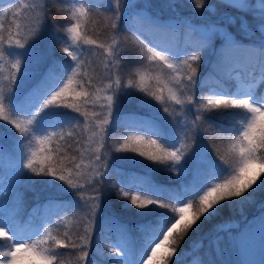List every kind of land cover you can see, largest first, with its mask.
<instances>
[{
  "label": "trees",
  "instance_id": "16d2710c",
  "mask_svg": "<svg viewBox=\"0 0 264 264\" xmlns=\"http://www.w3.org/2000/svg\"><path fill=\"white\" fill-rule=\"evenodd\" d=\"M28 1L34 4V0H16L13 5H10L11 3L7 0L0 1V25L3 26L0 29V35L7 38L10 33L14 34L18 31L16 29L17 16L20 14L22 20L24 15L30 16V14H23L29 7L22 8V5H26ZM81 5L86 10L91 9L82 25L89 37L99 36L102 41H109V43L116 39L119 43L117 54L123 61V68L118 74L123 77L125 87L119 90L117 97L118 104L129 110L121 111L117 116L115 133H112L111 141H109L112 146L111 159L114 160L112 163L114 165L109 169L107 177H103L102 183H98L99 187L94 183L70 194H55L52 190L57 184L55 176L32 173L23 167L22 163L26 157L25 149L23 148L22 153L20 146L17 145L18 141L26 139L25 146L38 145L35 141L36 135L46 136L55 133L46 144L47 150L41 154H50L58 170L61 167L74 170L72 161L78 163L83 147L82 135L86 126L84 116L70 109H65L67 112H61L63 116L44 115L41 119L35 120L31 126L34 132L25 137H21L13 125L0 120V225H6L14 235L30 237L24 241L25 243L38 240L40 236L63 238L67 234L72 241L81 245L78 238L83 236L87 230L91 240L86 264H90V261H95L97 264H141L143 254L147 250L150 251L146 248L149 241L143 226H155L164 220H170L172 213L156 205L139 209L131 203V194L138 193L141 196L149 194L163 198L181 194L199 179L204 170L216 164L220 154L230 156L231 141L243 129V124L250 118V113L238 107L201 109L204 123L201 124L199 130L189 131L196 114V104H186L182 108L167 99V92L164 93L166 103L161 104L140 91L139 88L127 87V80L133 78L136 73L142 72L150 76L153 90L161 86L157 82V76L160 80L168 82L172 75H176L179 79L184 74L185 65L178 64L179 72L172 74L166 68L144 61L142 56L137 59L136 54L140 52L144 43L148 42L151 45L153 41L158 46H174V50L168 55L178 63L179 60L187 58L186 54L192 53L191 50L197 46L199 39L194 35L185 37L186 33L175 35L173 29L170 31L157 29L131 14L125 19L122 17L117 19L113 8L107 4L106 0H42V10L46 15V28L43 30L44 34L41 39L44 42L38 47L48 46L53 59L49 70L47 69L46 73H42L37 78V85L49 71H52L54 76L49 77V87L59 86L72 73L73 68L76 69L74 80L80 81L82 70L61 49L68 47L83 59H90V55L85 51L90 46L73 44L67 32V29L74 23L71 17L73 6ZM224 11V13L235 12L230 6H227ZM113 21L117 23L119 31L113 32L110 39L105 40L112 30L110 25ZM246 30L253 29L247 28ZM245 37L248 36L245 35ZM256 42L259 43L258 49H264V41L257 39ZM7 47L5 45V51ZM198 54L203 61L193 65L197 67L195 82L181 97L185 100L188 95H193L196 102H199L203 99V93L208 86L226 84V81L230 79V67L234 65L253 64L264 72V62L261 61L263 58L259 50L253 52L242 47L238 50L240 58L234 62L229 59L224 65V70H221L222 51L211 52L210 43L201 48ZM92 55L96 57V64L99 66L98 61H101L99 50H95ZM14 62L13 56L7 51L0 58V88L5 90L4 102L10 113L21 119L24 114L31 113L34 105L32 104L33 98L16 97L19 86H12V89L7 91L10 86L8 77L13 71L12 63ZM86 67H88L89 74L98 80L97 73L93 72L88 65ZM56 106H49L40 115L55 110ZM164 107H168V113L164 112ZM137 117L139 120L143 119L140 122L142 126L132 127L131 124L137 121ZM147 119L151 120L148 129L145 124ZM153 132L157 136L152 135ZM185 132L188 133L187 137H185ZM133 133L139 136H152L153 139L159 138L165 147L179 148L183 144L187 152L188 145L193 143V148L176 165L178 169L176 172L171 162L158 164L130 150L117 151L129 135L135 136ZM200 147L207 149L210 157L207 163L200 159ZM231 171L232 169L228 168L210 182H221L231 174ZM134 179L144 183L142 185L131 183ZM146 189L150 190L146 193L144 192ZM124 192H128L129 196H124ZM96 195L101 197V212L108 213V216L102 220L101 217L95 216L88 210L87 202ZM262 210H264V174L247 190L244 197L223 200L205 213L181 240L176 252L168 260V264L187 263L192 257L198 255L207 243L225 232L222 229L224 225L233 223L242 225ZM41 226H44V230L40 229ZM229 229L231 228L227 230ZM122 232H124V237L127 234L132 237L131 240L127 241L125 238L124 241L131 255V261L128 263L116 260L109 251L112 246L122 241ZM50 246L51 242L46 239L44 247L49 248ZM7 250V244L0 247V251ZM56 254L57 261L53 264H77L80 252L78 249L58 248Z\"/></svg>",
  "mask_w": 264,
  "mask_h": 264
},
{
  "label": "snow or ice",
  "instance_id": "6c2138e0",
  "mask_svg": "<svg viewBox=\"0 0 264 264\" xmlns=\"http://www.w3.org/2000/svg\"><path fill=\"white\" fill-rule=\"evenodd\" d=\"M262 3H264V0H262ZM203 5L204 0H195V7L201 8ZM119 6V0H117V10L119 9ZM233 6L245 9L248 7V3L247 0H242V3H233ZM90 11V8L86 10L82 5L73 6L71 10V17L74 23H72L67 29V32L70 34L73 44L90 46L85 49L90 56L95 50H99L102 57L101 63L103 64V72L99 70V66L96 64L95 59L85 60L82 56L76 55L74 51L70 50L68 47L62 48L61 50L71 57L72 61L75 62L82 70L80 74V81L74 80L76 69L73 68L72 73L67 76V79L64 80L62 84H59V86L49 87V77L54 76V72L49 71L46 74V77L38 83L36 88H34L30 94L33 97L32 104L34 107L32 108L30 114L25 115L27 116L26 120L16 118L10 113L7 104L4 102L5 90L0 88V120L7 121L13 125L14 128L21 134V137L29 136L30 133L34 132L31 126L34 124L40 113L52 105L65 106L74 112L81 114L85 117V119H87L88 113L81 112V105L92 104L95 106L96 102L100 99L97 95L100 91H104L106 93L104 99L107 103L102 105V107L108 110V115L104 116L103 119L97 117V125L105 127L109 125L110 117L113 116L112 110L114 107V96L116 93L114 91V86H117L119 89H123L125 87L123 77L118 74L123 68V61L117 55V52L119 51V43L116 39H113L110 43H108L102 41L99 36L96 38H90L86 29L82 27L84 24V18ZM115 14H118V12ZM262 14H264V12H262ZM2 27L3 26L0 25V29H2ZM110 27L113 32L119 31L118 25L115 21L111 23ZM166 27L167 26L165 25L158 26L160 29ZM205 32L206 35H200L197 46L191 50L193 54L186 55L187 58L179 60L178 63L174 62L167 54V51L174 46H158L148 38L151 41V45L148 42L144 43L140 52L136 54L137 59L142 56L144 61L166 68L172 74L179 72L178 64L185 65L184 74L179 79L176 75H172L168 82L160 80L159 76H157V82L161 86L158 89L153 90V86L150 83L151 77L146 73H136L133 78H129L127 80V87L139 88L140 91L146 93L147 96L154 98L155 101H158L161 104L166 103L164 95L165 92H167L168 100L173 101L176 105L181 106L182 108H184L186 104H196V114L189 131L195 132L196 130H199L201 124L204 123V118L200 111L201 109L238 107L243 108L250 113V118L246 120V123L243 124V129L239 131V134L231 141L230 156L226 157L224 154H220L219 160H216V164L211 168L204 170L202 174H200L199 179L189 185L188 188L178 196L163 198L162 196L149 194L144 196H141L138 193L131 194V203L136 205L139 209H144L149 205H156L158 207L165 208L172 213V218L170 220H164L155 226H143L144 232L149 241L146 248L150 249V252L147 250L143 254L141 261L146 257V261L154 260L157 261L158 264H168V260H170L176 252L181 240L205 213L209 212L210 209H213L215 205L223 200L244 197L247 190L262 174H264V169H258L253 166L249 169L248 175L254 182H251L249 186L238 190L235 193H224L221 196H213L212 198H209V193H214L215 189L218 188L222 182L227 181L236 165H238L239 161L243 158L239 149L241 146L247 145V138L249 134L256 137V142L254 145L249 146V152L247 154L254 161L264 163V132H258L255 127L257 115L260 112H264V105L253 104L247 96L237 98L236 96L214 94L209 95L206 98V102L203 99L196 102L193 95H188L186 100L181 98L195 82L194 78L197 73V67L193 65L200 60V54L198 53H200V49L209 42L212 35L218 34L226 41L225 46L221 50L223 53L221 70H224V65L231 57L229 50L240 47L232 41L231 36L227 32H223L217 28L207 29ZM29 35H31V33H29ZM26 43L27 37L21 36L20 33H17L15 38L11 33L7 38L0 35V58H2L6 52L5 45L24 48ZM258 50L261 57L264 58V49ZM261 61L264 62V59ZM86 65L91 67L93 72L97 73V76H99L98 80L95 76L89 74L88 67H86ZM20 67V60H16L12 63L13 71L8 77L10 86L7 91H10L13 84L16 82ZM97 83H99L101 87L97 88ZM74 85H76V87H74ZM93 97H95V99H93ZM164 112H169L168 107H164ZM131 126L141 127L142 123L134 121ZM73 130L75 131V128ZM53 135H55V133L35 137V141L40 147L39 149H32L30 151V154L23 160V167L30 170L32 173L55 176L61 181H66L72 188H77V184L74 183L73 179L69 178V176L73 173V168L61 167L58 170L50 154H41L47 150L46 144ZM152 135H156L155 132H153ZM187 135L188 133L185 132V137H187ZM70 138L71 134L69 135V139ZM29 143L31 142L29 141ZM184 148L185 146L183 144H181L179 148L176 146L165 147V144L159 138L153 139L152 136L146 137L129 135L127 139H125L117 148V151L130 150L131 152L138 153L139 156L145 157L147 160L158 164L171 162L173 169L178 172L176 165L191 152L193 143L188 145L189 150L187 152ZM92 155L96 164H100L101 160L104 159L99 148ZM72 163L74 165L75 175L80 177L81 164L75 163L74 160ZM228 168H231L232 171L227 178L217 183L210 182L218 178L222 172L227 171ZM58 171L59 174H57ZM103 177L104 173L97 168L95 170V179L91 183H102ZM131 183L142 185L144 182L134 179ZM149 190L150 189H146L144 192L147 193ZM123 195L129 196V193L124 192ZM96 198H98V196ZM166 200L168 202H165ZM93 211H95V209H93ZM181 213L183 214L181 215ZM37 236H39V234ZM27 239H30V237L14 235L10 230H8L6 225H0V247L7 244L8 249L7 251H0V264H9V261L12 259H18L20 264H22V262H24V264H28L27 257L19 256L20 245H24V247L38 253L41 258L48 262V264H53L54 261H57L56 249H78L80 255L77 257V264H86L89 255L88 247L91 240L87 230L83 236L78 238L81 241V245L72 241L71 237L67 234H65L63 238L50 237L47 235L40 236L38 240H32L31 243H25L24 241ZM46 239L51 242V246L49 248L44 247ZM124 241V232H122V241L120 242V245L124 243ZM109 251L116 256L124 255L123 248L121 246H112Z\"/></svg>",
  "mask_w": 264,
  "mask_h": 264
},
{
  "label": "rangeland",
  "instance_id": "374dc122",
  "mask_svg": "<svg viewBox=\"0 0 264 264\" xmlns=\"http://www.w3.org/2000/svg\"><path fill=\"white\" fill-rule=\"evenodd\" d=\"M7 1L11 3L10 5L16 2V0ZM146 1L150 2L151 10L144 7L142 0H119L120 6L118 10L117 0H106L107 4L113 8L114 13L118 12V14H115L117 19L121 17L125 19L126 16L131 14L142 22L155 26L157 29H159V25H165L167 27L163 29L167 31L173 29L175 35L186 33L184 34L185 37L194 35L199 39L200 35H206L205 30L207 29L217 28L223 32H227L231 36L232 41L240 46L239 48L229 50V53L232 55L230 57L232 62L240 58L238 50L242 47L252 50L253 52H258L259 43L256 42V39H253L255 35L264 38V14H262V12H264V3H262V0H247L248 7L245 9L233 6V3L239 4L242 3V0H204V5L201 8L194 6L195 0ZM25 6L29 8L23 14H30V16L24 15L23 20L20 14L17 16L18 22L16 23V29L18 31L12 35L15 38L16 34L20 33L21 36L27 37V43L24 48L8 46L6 49L8 54H11L15 61L20 60L21 62L16 82L13 84V86L16 87L19 86V92L16 94L17 98H33L30 94L37 86V78L42 73H46L47 69L49 70L50 63L53 59L51 50L48 46H46V48L38 47L44 42L41 39L44 34L43 30L46 28V15L45 11L42 10V0H34V4L28 1L26 5H22V8L24 9ZM227 6L234 8L235 12L232 14L233 16L224 14V10ZM189 9L198 11L196 13ZM203 10L205 12H203ZM202 12L203 14H201ZM236 12L242 13L235 15ZM247 28L253 30H247L249 33H246L245 30ZM250 31H252V34ZM29 33H31V35H29ZM112 34L113 31L111 30L105 40H109ZM245 35L251 38L245 37ZM189 42L191 43V39ZM208 43L211 45V52L218 53L225 46L226 41L220 35L214 34L211 36ZM173 50L174 48L169 49L167 54H171ZM191 54L193 53L186 55ZM90 59L96 60V57L92 55ZM202 61L203 59L200 57L198 62ZM98 62L99 70L103 72V64L101 61ZM154 65L161 67L156 64ZM229 76L230 79L226 81V84H213L208 86L203 93V100L206 102V98L214 94L236 96L237 98L247 96L253 104L264 105V72L262 69H257L253 64H250L249 68H244V66L241 68L240 65H234L230 67ZM96 87L99 88L101 85L97 83ZM119 90L117 86H114V91L116 93L112 110L113 116L110 117V123L106 127L97 125V117L103 119L104 116L108 115V110L102 107V105L107 103L104 99L106 95L104 91L97 93L100 99L96 102L95 106L92 104L81 105V112L88 113L87 119L84 117L86 126L82 135L83 147L77 163L81 164V176L77 177L75 175V169L72 175L69 176V178L73 179L74 183L77 184V188H72L66 181H61L56 177L57 184L52 188L55 194H70L78 189L94 184L91 182L95 179V170L97 168L104 173V177H107L109 169L114 165L112 164L114 160L111 159L112 146L109 141H111L112 133H115L114 127L117 124V116L121 111L129 110L118 104L117 95ZM93 99H95V97H93ZM65 109L69 110V108L65 106L57 105L55 110L39 115L36 121L47 114L54 115L55 117L57 115L63 116L60 113L67 112ZM25 115L26 114L21 117V120L27 119ZM136 120L141 122L143 119L139 120V117H137ZM145 124L148 129L151 125V120L147 119ZM133 135L136 136L138 134L133 133ZM25 141L26 139H20L17 144L20 146L22 153L23 148L25 149V156L29 155L32 149H38V145L28 144L25 146ZM98 148L104 157L100 164L95 163L92 155ZM199 153L201 154L200 159L207 163V160L210 159L207 149L199 148ZM95 186L99 187L98 183H96ZM97 196L98 198H96ZM89 200L90 201L87 202L89 212L95 216L101 217V220L108 216V213L101 212V197L99 195L93 196ZM93 209H95V211H93ZM228 228L231 229L227 230ZM40 229L44 230V226H41ZM222 229L225 232L221 234L220 237L207 243L198 255L192 257L185 264H264V210L242 225L238 226L236 223H233L224 225ZM125 238L129 241L132 237L130 234H127ZM116 246H121L123 248L124 255H114V258L123 263L130 262L131 255L128 246L124 243L121 245L118 243ZM146 260L147 258L145 257L141 264H145ZM22 264H24V262H22ZM90 264L97 263L95 261H90Z\"/></svg>",
  "mask_w": 264,
  "mask_h": 264
},
{
  "label": "clouds",
  "instance_id": "9594fccd",
  "mask_svg": "<svg viewBox=\"0 0 264 264\" xmlns=\"http://www.w3.org/2000/svg\"><path fill=\"white\" fill-rule=\"evenodd\" d=\"M255 127L258 132H264V112L258 113ZM255 142L256 137L249 134L247 138V145L241 146L239 149V152L243 158L239 161L238 165H236L227 181L222 182L221 185L215 189L214 193H209V198H212L213 196H221L224 193H235L236 191L249 186L251 182H254L248 175L249 169L253 166L257 167L258 169H264V163L254 161L247 154L249 152V146L254 145ZM182 214L183 213H181V215ZM19 250V256L27 257L28 264H48V262L41 258L38 253L24 247V245H20ZM9 264H20V262L18 259H12L9 261ZM145 264H158V262L154 260L146 261Z\"/></svg>",
  "mask_w": 264,
  "mask_h": 264
}]
</instances>
